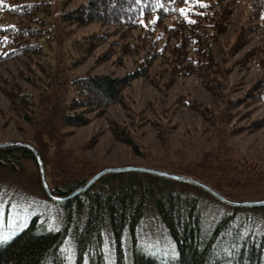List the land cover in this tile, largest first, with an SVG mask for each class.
Returning a JSON list of instances; mask_svg holds the SVG:
<instances>
[{
	"label": "rangeland",
	"instance_id": "1",
	"mask_svg": "<svg viewBox=\"0 0 264 264\" xmlns=\"http://www.w3.org/2000/svg\"><path fill=\"white\" fill-rule=\"evenodd\" d=\"M48 1L47 26L38 24L40 11L0 19L18 20L20 29L30 30L13 42L39 41L42 46L0 60V143L32 145L53 193L66 196L103 169L134 166L195 179L230 201H264V101L257 96L264 83V12H257L255 1H234L226 25L210 42L208 58L193 44L182 52L185 47L172 49L178 42L170 39L141 40L139 32L124 34L97 22L65 23L61 13L89 0ZM47 27L52 35L38 37ZM137 67L146 76L123 90L121 104L90 114L84 127L61 124L66 83L88 74L121 78ZM115 133L132 140L135 150ZM121 188L134 189L135 197L148 192L135 246L159 264H168L177 251L154 210L158 195L178 197L182 207L195 201L207 234L228 217V228L216 243L220 249L248 234L264 233V207H234L199 187L147 173H109L71 200L53 201L43 191L32 155L8 166L0 160V245L36 218L44 231L66 229L60 250L73 264V233L87 218L88 194L105 197ZM103 235L107 264H114L108 228ZM122 247L130 260L127 230Z\"/></svg>",
	"mask_w": 264,
	"mask_h": 264
},
{
	"label": "trees",
	"instance_id": "2",
	"mask_svg": "<svg viewBox=\"0 0 264 264\" xmlns=\"http://www.w3.org/2000/svg\"><path fill=\"white\" fill-rule=\"evenodd\" d=\"M24 1L2 0L0 19L7 15L22 17L24 14L40 11L44 14L39 17L38 24L47 26L43 15L46 14L50 2ZM234 1L203 0L207 7L201 8L191 0L187 4L183 0H89L73 10L61 13L60 16L68 24L97 22L113 26L124 34L139 32L141 40L177 41L171 48L183 45L185 49L182 52H186L190 44H193L196 45L193 47L195 52H201L208 58L210 42L226 25L227 14ZM253 1L258 8L257 12H264V0ZM180 8L189 10L187 19L181 15ZM12 20L0 23V60L8 59L12 54L17 55L22 49L27 52L34 48L40 50L42 47L39 41L34 44L27 41L13 42V38L20 39L30 30L20 29V22H11ZM41 34L47 39L52 35L51 28L39 31L37 36L40 37ZM4 37H7L6 43ZM90 45L91 43L83 50H88ZM186 60L192 67L197 68L198 64L194 61ZM139 68L121 78L88 74L76 78L72 83H66V87L69 86L62 98L65 111L61 115V124L84 127L89 123L90 114L97 116L107 108L121 104L123 90L135 79L146 76L145 69ZM257 96L264 101V83ZM115 138L134 149L132 140L116 133ZM26 156L32 155L25 149H0V160L7 166L12 165L19 157ZM86 180L76 183V188ZM55 194L64 196L65 192L56 191ZM135 194L134 189L130 188H121L105 197L95 193L88 194L87 218L73 233L76 246L73 264H85L86 260L88 264H107L104 254L105 228H108L113 244L114 264H159L155 259L136 250L135 232L148 208L149 197L148 192H143L140 197H135ZM180 204L178 197L172 195H158L153 199L154 210L163 221L177 251V256L168 264H264V233L248 234L237 241L232 240L233 247L220 249L216 243L222 232L228 228V217L218 222L212 232L207 234L202 228L195 201L187 202L185 207ZM123 230H127L133 247L130 260L126 259L122 247ZM66 234L65 228L44 231L37 219L33 218L10 242L0 245V264H68L60 250Z\"/></svg>",
	"mask_w": 264,
	"mask_h": 264
},
{
	"label": "water",
	"instance_id": "3",
	"mask_svg": "<svg viewBox=\"0 0 264 264\" xmlns=\"http://www.w3.org/2000/svg\"><path fill=\"white\" fill-rule=\"evenodd\" d=\"M11 147H17V148L28 150L33 155V157L36 161V164L38 166L39 178H40V183H41V186L43 188V191L49 199L56 201V202L64 203V202H67V201L75 198L76 196L86 192L87 190L90 189V187L97 180H99L102 176H104L106 174L120 173V172H140V173H147L150 175H155L158 177L175 180V181L182 182V183L191 184L193 186L199 187V188L207 191L209 194L214 196L219 201H221L225 204L234 206V207H253V208L264 207V201H258V202H234V201H230V200L226 199L225 197L221 196L220 194H218L216 191H214L208 185H205V184H203V183H201L195 179H192V178L174 175V174H170V173H166L163 171H158V170H154V169H150V168H146V167H134V166L103 169V170L99 171L98 173H96L89 180H87L84 184L77 187L75 190H73L68 195L57 196L52 192L51 188L48 185L47 178L45 175V169H44L43 161H42L39 153L37 152V150L32 145H30L28 143L12 142V141L0 143V149L11 148Z\"/></svg>",
	"mask_w": 264,
	"mask_h": 264
},
{
	"label": "snow or ice",
	"instance_id": "4",
	"mask_svg": "<svg viewBox=\"0 0 264 264\" xmlns=\"http://www.w3.org/2000/svg\"><path fill=\"white\" fill-rule=\"evenodd\" d=\"M0 2H2V0H0ZM183 2L187 4L190 2V0H183ZM191 2L194 4H198L199 7H201V8L207 7V5L203 3V0H191ZM179 11H180L181 15L184 16L185 19H187V14H188L189 10L185 9V8H180ZM154 22L155 21H152V23H154ZM189 22L194 23L195 21H189ZM140 23L143 24V21H140ZM4 42H7V37H4ZM4 239H6V238H4Z\"/></svg>",
	"mask_w": 264,
	"mask_h": 264
}]
</instances>
